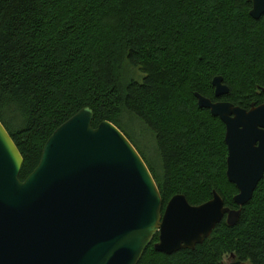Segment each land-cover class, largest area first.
<instances>
[{
  "label": "trees",
  "instance_id": "1",
  "mask_svg": "<svg viewBox=\"0 0 264 264\" xmlns=\"http://www.w3.org/2000/svg\"><path fill=\"white\" fill-rule=\"evenodd\" d=\"M252 9L250 0H0V121L24 158L20 180L83 109L93 128L111 122L133 145L125 121L135 120L156 138L161 165L149 169L164 210L177 195L201 206L217 192L242 212L195 251L158 253L157 235L139 264H264V179L237 207L226 127L195 97L217 102L222 77L221 101L264 104V16ZM128 73L144 79L126 82Z\"/></svg>",
  "mask_w": 264,
  "mask_h": 264
},
{
  "label": "water",
  "instance_id": "2",
  "mask_svg": "<svg viewBox=\"0 0 264 264\" xmlns=\"http://www.w3.org/2000/svg\"><path fill=\"white\" fill-rule=\"evenodd\" d=\"M250 1L261 20L264 0ZM212 86L217 102L195 97L226 127L227 178L243 209L264 179V104L242 109L221 101L230 94L222 77ZM94 117L85 108L56 130L24 182V158L0 121V264H139L157 235L155 250L171 256L195 251L225 219L238 224L241 210L217 192L201 206L177 195L164 210L135 146L111 122L93 128Z\"/></svg>",
  "mask_w": 264,
  "mask_h": 264
},
{
  "label": "rangeland",
  "instance_id": "3",
  "mask_svg": "<svg viewBox=\"0 0 264 264\" xmlns=\"http://www.w3.org/2000/svg\"><path fill=\"white\" fill-rule=\"evenodd\" d=\"M135 71L139 73L138 70ZM143 79H144V75L142 74L140 78H137V74L136 76H134L128 73V75L125 76L126 82H130L131 80L142 82ZM131 121L129 122L125 121V124L129 136L134 142L135 147L137 148L138 152L142 155V157L146 160V164L148 167L151 168L155 166L159 168V166L161 165V160L158 154L155 135L146 126L143 125L145 127L144 128L137 121L135 120H131ZM226 263H230V260L228 258H226ZM245 264H250V263H245Z\"/></svg>",
  "mask_w": 264,
  "mask_h": 264
}]
</instances>
